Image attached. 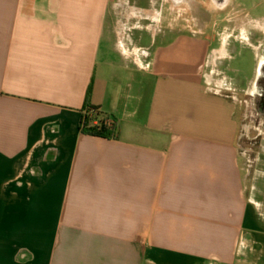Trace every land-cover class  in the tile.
I'll list each match as a JSON object with an SVG mask.
<instances>
[{
  "label": "crops",
  "instance_id": "crops-1",
  "mask_svg": "<svg viewBox=\"0 0 264 264\" xmlns=\"http://www.w3.org/2000/svg\"><path fill=\"white\" fill-rule=\"evenodd\" d=\"M204 28L175 0H0V264H264ZM88 92L116 138L82 131Z\"/></svg>",
  "mask_w": 264,
  "mask_h": 264
},
{
  "label": "rangeland",
  "instance_id": "rangeland-1",
  "mask_svg": "<svg viewBox=\"0 0 264 264\" xmlns=\"http://www.w3.org/2000/svg\"><path fill=\"white\" fill-rule=\"evenodd\" d=\"M256 9L254 10V7ZM213 19L206 25L201 23H193V28L199 25L204 26L203 39L212 36V47H220L221 44L228 42L229 36L232 35L233 30H240V33L231 38L226 45L232 53V56L221 60V68L226 77L227 83L231 84L235 89L238 99L241 102L240 117H241V139L240 146L242 152V161L244 171L246 173V185L249 192L252 194L253 178L258 177L259 185L264 189V131L262 125H255L252 121V114L250 110V91L253 86V76L255 73V51L251 48L246 33H243L248 28L247 17L257 15V17L264 16V0H232L230 7L223 13H217L212 8ZM225 13L240 17L237 23H221V19ZM246 16V17H245ZM245 18V19H244ZM225 27L224 31L223 28ZM211 40V39H210ZM209 40V41H210ZM254 127H257L260 132H257ZM263 135L258 136V133ZM259 194V193H257ZM254 195V194H252ZM261 197L264 196L262 195Z\"/></svg>",
  "mask_w": 264,
  "mask_h": 264
},
{
  "label": "flooded vegetation",
  "instance_id": "flooded-vegetation-1",
  "mask_svg": "<svg viewBox=\"0 0 264 264\" xmlns=\"http://www.w3.org/2000/svg\"><path fill=\"white\" fill-rule=\"evenodd\" d=\"M178 5L186 4L189 8V14L192 18V22L204 23L206 25L209 21L213 19L212 8L216 10L217 13H223L227 11L230 7L232 0H175ZM257 6L254 7V10ZM246 17V16H245ZM221 23H237L240 17L235 15H230V13H225L222 18H220ZM245 19V18H244ZM248 28L243 32L246 33L247 38L251 48L255 51V73L253 76V86L250 91V110L252 114V121L256 123L255 125H262L264 128V16L257 17V15H252L247 17ZM198 25V24H197ZM225 27L223 28L224 31ZM240 33V30L234 29L232 35H230L229 43L231 38H234ZM257 132L259 129L254 127ZM264 131V129H262ZM258 136L263 135V133H258Z\"/></svg>",
  "mask_w": 264,
  "mask_h": 264
},
{
  "label": "trees",
  "instance_id": "trees-1",
  "mask_svg": "<svg viewBox=\"0 0 264 264\" xmlns=\"http://www.w3.org/2000/svg\"><path fill=\"white\" fill-rule=\"evenodd\" d=\"M89 95L83 108V115L81 120L82 131L86 134H90L103 138H116L118 135L117 129L114 123L107 124V118L100 112L99 108L92 105L89 102ZM96 111V117L99 118L98 123H95L96 117H93V112Z\"/></svg>",
  "mask_w": 264,
  "mask_h": 264
},
{
  "label": "built area",
  "instance_id": "built-area-1",
  "mask_svg": "<svg viewBox=\"0 0 264 264\" xmlns=\"http://www.w3.org/2000/svg\"><path fill=\"white\" fill-rule=\"evenodd\" d=\"M91 112H93V117H96V111H91ZM98 121H99V118L97 119V117H96V120H95V123H98ZM112 122L110 121V119H107V124H111Z\"/></svg>",
  "mask_w": 264,
  "mask_h": 264
}]
</instances>
